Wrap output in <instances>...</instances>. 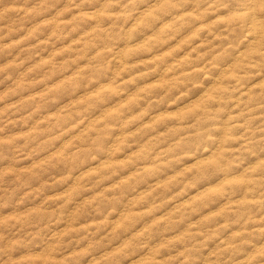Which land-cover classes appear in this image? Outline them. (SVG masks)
I'll list each match as a JSON object with an SVG mask.
<instances>
[{
  "label": "rangeland",
  "instance_id": "374dc122",
  "mask_svg": "<svg viewBox=\"0 0 264 264\" xmlns=\"http://www.w3.org/2000/svg\"><path fill=\"white\" fill-rule=\"evenodd\" d=\"M0 264H264V0H0Z\"/></svg>",
  "mask_w": 264,
  "mask_h": 264
}]
</instances>
